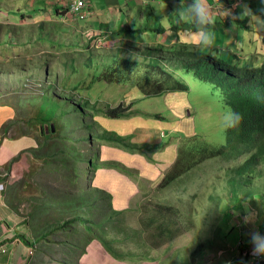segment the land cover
Segmentation results:
<instances>
[{
    "label": "rangeland",
    "instance_id": "1",
    "mask_svg": "<svg viewBox=\"0 0 264 264\" xmlns=\"http://www.w3.org/2000/svg\"><path fill=\"white\" fill-rule=\"evenodd\" d=\"M73 1L0 0V120H18L6 136L40 137L36 125L30 124L37 107L24 101L36 93H49L62 101L72 96L79 103L86 93L90 106L86 117L68 108L65 131L63 117L57 121L58 138L53 135V124V132L41 136L47 147L20 151L4 165L9 185L6 199L10 194L11 207L24 220L14 230L16 236L37 240L35 231H49L56 221L71 218L68 204L73 202L78 203L77 210L84 213L88 225L95 223L87 230L78 221L64 231H50L47 243L25 244L24 264H75L73 253L63 252L64 240L70 243V250L76 241L78 264H264V257L252 255L251 250L250 260L237 262L239 242H249L248 234L259 231L257 223L264 219V161L257 162L261 176L256 174L252 186H246L256 191L254 199H243V213L231 211L229 219L224 216L226 205L234 202L229 198L228 179L252 152L232 161L211 157L172 182H163L169 171L182 165L177 161L184 153L182 148L193 143L211 148L228 146L225 118L232 112L209 81L199 78L194 70H182L183 62L204 58L197 53L200 45L190 40L196 30H185L178 37L169 30L117 33L121 28L131 30L133 25L150 27L157 16L166 26L176 22L172 16L178 18L174 10L180 0ZM231 1L206 0L218 28L212 32L213 43L205 54L213 61L216 52L211 51L216 47V54H224L227 61L240 55L237 62L264 76V70L259 73L264 66V15L258 13L264 10V0ZM178 48L182 50L176 51ZM112 55L137 61V71L124 61L130 80L97 81L82 92L76 90L74 86L89 85L91 67ZM157 56H163V64L177 71L188 90L142 92L136 83L143 82L147 62ZM18 100L23 102L18 104ZM119 106L125 108L121 111L124 117L102 116ZM86 123L83 129L81 125ZM110 132L142 148L130 152L101 136L92 141L81 139ZM37 145L36 140L34 147ZM78 152L94 160L85 177L79 175L85 164L79 161ZM105 161L120 162L126 169L106 167ZM157 207L164 221L155 224L149 216ZM73 227H77L76 233ZM101 238L111 242L120 257H113ZM0 252L4 254L5 249ZM19 255L18 251L14 255L16 263L23 260Z\"/></svg>",
    "mask_w": 264,
    "mask_h": 264
},
{
    "label": "trees",
    "instance_id": "2",
    "mask_svg": "<svg viewBox=\"0 0 264 264\" xmlns=\"http://www.w3.org/2000/svg\"><path fill=\"white\" fill-rule=\"evenodd\" d=\"M231 1V0H226ZM232 2V1H231ZM66 3V2H65ZM42 9V8H41ZM259 14L264 15V10H259ZM157 16V15H156ZM157 19L152 24V26L147 28H141L136 27L133 25V28L125 29L121 28L117 32L120 35L131 33L132 35L145 33L149 30L154 31L155 33H165L167 30H169L171 33H177L176 36L178 37V34L181 32H184L185 30H196L197 25L190 21L189 19H181L177 18L175 16H172L173 19L177 20L176 22L169 23L167 26ZM248 19V18H247ZM247 19H245L244 22L246 23ZM243 21V20H242ZM201 30H209L211 33L218 28V26L213 25H202L200 26ZM116 32V31H115ZM119 35V36H120ZM61 45V43H60ZM178 45V42L176 46ZM207 48V47H206ZM214 51L211 52H218L217 48H212ZM177 50H182V48H178ZM207 50L204 51H197V53L204 54V58L192 60V61H185L183 62L181 67L182 70H194L196 71L199 78L209 81L215 88H217L220 92L222 102L225 105H228L232 112H238L240 113L242 119L240 123L235 127H230L227 130L228 133V146H221L219 148L209 147L207 144H203L201 147L197 145L196 143H193L189 145V147L182 148L183 154L182 157H179L177 161L182 162V165H179L175 167V171L170 172L165 175L164 177V184H168L179 177L180 174L186 173L190 170V167H194L195 165H199L202 161H206L207 159L214 157V156H222L224 160H230L237 159L241 157L242 153H246L248 151L252 152L249 154V157L246 158V161L244 163H239L238 166L234 168V175L230 176L228 179L229 182V193H230V201L234 202L231 205H226L227 208V214L226 211L224 212V216L226 219L231 218L232 212L235 211L237 213H243L245 210V206L242 205V200L246 199L247 197H250L251 199H254L256 191H249L246 189V186H252L253 179L255 178V175L258 174L261 176V172L258 170V165L264 161V76H259L258 74H254L253 72L249 71L248 67L241 62H237L236 58L240 57L235 56L232 61H227L223 57V55L218 56V54L215 53V56H213V61H209L208 56L209 54H205ZM227 52V51H226ZM210 53V52H209ZM163 56H157V58L151 57L149 61L147 62V66L144 69V76L143 82H137L136 85H139L142 92L145 94H156V93H162L165 90H188V85L185 81H183L180 76H178L177 71H174L169 66H165L163 64L162 58ZM187 58V57H185ZM188 59V58H187ZM239 59V58H238ZM169 60H172V58H169ZM124 61H126L130 67L134 68V66L137 64L136 60H131L130 58H123L121 55H112L107 56L101 64H97L92 68V71L90 72V83L89 85L85 87H76V90L82 92L87 87L93 86L97 81H105V82H119V81H126L130 80V69L124 68ZM230 65L231 67H229ZM138 68V67H135ZM134 68V69H135ZM137 71V69H135ZM260 72L264 70V66L259 68ZM138 73H140L138 71ZM141 75V73H140ZM89 89V88H88ZM151 92V93H150ZM84 95V101L82 103H79L78 100L72 99V96H68V98H65V100H58L55 99L52 95L49 93H43V94H34L29 98H27L24 101H31V105H33L36 108V114L32 121H30L31 126L36 125V127L39 129L40 137H37V147L29 148L27 151L34 152L39 151L40 149H43L47 147V144H43L42 142V135L48 137V133H52V125L55 124L56 129L55 133L53 134L56 138L59 137V129L57 128L58 123L57 121H60V117L62 118V122L65 121V115L68 112V108L72 107L73 112H81L84 114V117L88 116L87 110L89 106V98H86V93H83ZM18 98H22L21 96L17 95ZM82 97V96H81ZM81 97H79V100H81ZM73 100V102L70 100ZM10 101V100H8ZM36 101H39L37 103ZM23 101L18 100V104ZM12 103V102H11ZM5 105H8L7 103H4ZM62 106L61 113L58 114V109ZM123 109H125L122 106L111 108L106 110L102 113V116L104 117H124L122 116ZM94 111H96V108H94ZM95 115V113H94ZM155 118L158 119L159 115L155 114L153 115ZM18 120H12L10 122H6L1 125L0 131V146L2 145V141L6 136V134L9 132V130L13 127L14 124H16ZM87 126L86 124H82L81 127L85 129ZM90 127V124H88ZM66 124H63L62 130L65 131ZM67 129V128H66ZM75 130V127L73 128ZM57 132V133H56ZM25 133V132H23ZM19 136V135H18ZM102 139H107L112 141V143H115L116 145L120 147H124L127 151L133 152L135 150H140L142 148L138 144L126 141L122 136L115 132H110L109 134L101 133L99 136L93 135V137L90 138V135H88V138L83 136L81 139L83 141H86L89 139L92 141L94 138L100 137ZM17 137V136H14ZM138 146V148H137ZM256 148V152L254 149ZM78 155L79 161H81L83 164V169L81 168L82 172L79 174L81 176L86 175L87 172V166L89 164L94 165V160L88 159L85 156H83V153L80 154L79 152L76 153ZM38 158L42 155L40 152L37 153ZM40 155V156H39ZM202 156V158L200 157ZM17 158V157H16ZM236 162V160H233ZM259 161V164L257 165V162ZM104 165L106 167L116 168L120 171L126 169L120 162H104ZM127 171V170H126ZM78 175V176H79ZM78 176L74 178L77 180ZM19 186V185H18ZM10 188L9 192L10 193ZM264 195V192H263ZM262 199V197H261ZM8 204L11 207L10 202V194L7 196ZM264 200V197L263 199ZM79 203H83L79 202ZM94 204V202H92ZM71 206L72 209V216L70 219L63 221L59 223V221H56L55 224L51 226L49 231H41L39 233L38 231H35L34 235L37 240H30V236H27L23 238L21 236V239L24 244L29 246H34L35 242H40L41 240H44L46 243L49 241L50 238V231L58 233V231L66 230L68 229V226L70 224L83 222L84 227L87 230L92 229V225H95V223H90L88 225V221L82 216L84 213L80 214L78 209V203L73 202V204H68ZM12 208V207H11ZM13 209V208H12ZM229 210V211H228ZM158 211H161L160 207H157L156 210L150 214L149 218L150 221L158 224L163 223L164 220L161 221V218L158 216ZM163 211V210H162ZM232 211V212H231ZM26 223V222H25ZM161 226V224H160ZM259 232L264 233V219L261 224H258ZM34 229V228H33ZM74 232L76 233L77 227H73ZM99 237V236H96ZM102 243L104 247L107 249V251L115 258L120 257V253L115 251L112 246L111 242L101 238ZM57 245H59V242H56ZM69 242L67 240H64L62 242V245H64L65 249L63 250L64 254H66L68 251H71L74 255V259H76L75 264H78V252L76 250V241L71 243L73 245V249H69ZM199 249L201 250L203 247V244H199ZM67 248V249H66ZM239 255L237 262L241 259L242 263L248 261L251 259V256L249 254L251 250V244L249 242L240 241L239 242ZM51 251V250H50ZM63 263H66L65 259L63 260ZM230 264H236V263H230Z\"/></svg>",
    "mask_w": 264,
    "mask_h": 264
},
{
    "label": "crops",
    "instance_id": "3",
    "mask_svg": "<svg viewBox=\"0 0 264 264\" xmlns=\"http://www.w3.org/2000/svg\"><path fill=\"white\" fill-rule=\"evenodd\" d=\"M5 120L4 117L0 120V128ZM34 146H36L35 137L24 134L18 137H5L0 146V184L2 183L5 186L3 189V186L0 185V251L5 249L4 254L0 252V264H24V257L27 256L28 249L26 248L27 250L25 251V244L21 239L22 235L18 237L14 234V230L18 228L20 224L22 226L24 220L17 215L7 202L6 193L8 184L4 177L7 176L8 172L4 169V165L20 151ZM17 251L20 254L19 258L22 257L23 259L18 263H16L14 259V255Z\"/></svg>",
    "mask_w": 264,
    "mask_h": 264
},
{
    "label": "clouds",
    "instance_id": "4",
    "mask_svg": "<svg viewBox=\"0 0 264 264\" xmlns=\"http://www.w3.org/2000/svg\"><path fill=\"white\" fill-rule=\"evenodd\" d=\"M181 19H189L194 22L196 32L190 37L193 45H200V50L204 51L208 45L213 43V35L209 30H201L202 25H213L215 23V14L210 11L206 0H180V6L174 10ZM242 117L238 112H230L225 118V127L237 126ZM2 184V183H1ZM3 189L5 188L4 184ZM247 219V218H246ZM248 240L251 244V254L257 257H264V233L253 231L248 234Z\"/></svg>",
    "mask_w": 264,
    "mask_h": 264
},
{
    "label": "built area",
    "instance_id": "5",
    "mask_svg": "<svg viewBox=\"0 0 264 264\" xmlns=\"http://www.w3.org/2000/svg\"><path fill=\"white\" fill-rule=\"evenodd\" d=\"M75 1H80V2H82V3H85V0H74V2ZM0 185H2V184H0ZM3 186V185H2Z\"/></svg>",
    "mask_w": 264,
    "mask_h": 264
},
{
    "label": "water",
    "instance_id": "6",
    "mask_svg": "<svg viewBox=\"0 0 264 264\" xmlns=\"http://www.w3.org/2000/svg\"><path fill=\"white\" fill-rule=\"evenodd\" d=\"M52 130H54V125H52Z\"/></svg>",
    "mask_w": 264,
    "mask_h": 264
},
{
    "label": "bare ground",
    "instance_id": "7",
    "mask_svg": "<svg viewBox=\"0 0 264 264\" xmlns=\"http://www.w3.org/2000/svg\"><path fill=\"white\" fill-rule=\"evenodd\" d=\"M59 1H61V0H59ZM72 1V0H71ZM74 2V1H73ZM88 5V4H87ZM88 6H86V8H87Z\"/></svg>",
    "mask_w": 264,
    "mask_h": 264
}]
</instances>
